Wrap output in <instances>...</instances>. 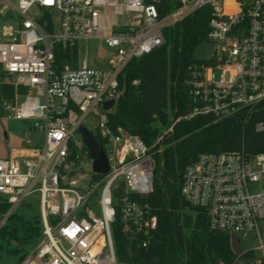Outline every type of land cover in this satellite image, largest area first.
Segmentation results:
<instances>
[{
  "label": "built area",
  "instance_id": "2783aa9c",
  "mask_svg": "<svg viewBox=\"0 0 264 264\" xmlns=\"http://www.w3.org/2000/svg\"><path fill=\"white\" fill-rule=\"evenodd\" d=\"M3 2L0 69L29 92L23 102L16 93L2 109L8 119L34 122L44 132L41 148L15 147L0 159V198L9 206L0 224L32 196L39 200L42 238L23 264H121L111 230L115 206L128 239L147 248L158 219L133 196L153 193L156 158L180 121L219 122L248 111L261 115L255 131L264 133V0H168L164 16V0ZM205 7L211 15L207 42L216 52L187 68L190 110L150 145L122 129L113 132L109 114L124 96V69L164 45L166 28ZM89 42L109 52L103 66L80 59V45ZM59 50L69 53L61 67ZM107 101L115 102L110 110L103 109ZM81 127L103 141L106 174L94 172ZM181 196L211 231L228 238L233 264H244L248 255L247 264H264V152L201 154L181 176ZM251 239L256 246L243 250Z\"/></svg>",
  "mask_w": 264,
  "mask_h": 264
},
{
  "label": "trees",
  "instance_id": "16d2710c",
  "mask_svg": "<svg viewBox=\"0 0 264 264\" xmlns=\"http://www.w3.org/2000/svg\"><path fill=\"white\" fill-rule=\"evenodd\" d=\"M166 15L171 6L168 0ZM211 18L208 7L200 9L184 21L164 30L165 43L140 59H133L120 76L125 89L112 113L110 128L122 129L152 144L172 119L190 110L186 71L197 62L196 50L207 42ZM68 51H57L56 64L61 67L69 61ZM7 75L0 69V116L2 104L12 102L19 87L5 81ZM137 82V84H134ZM261 115L244 111L239 116L213 122L209 117L180 121L169 139L170 146L162 157L163 165L154 175V191L145 197L133 199L150 205L157 216L156 229L147 248L140 241H130L123 231L120 210L112 224L116 258L121 264H233L228 238L211 231L205 216L181 196V176L186 167L203 153L244 152L256 155L264 152V133L255 131ZM101 147L103 141L95 135ZM119 191L115 192V196ZM9 206L0 198V220ZM39 223H40V219ZM41 224V223H40ZM41 232V229H40ZM250 255L244 257V264Z\"/></svg>",
  "mask_w": 264,
  "mask_h": 264
},
{
  "label": "rangeland",
  "instance_id": "374dc122",
  "mask_svg": "<svg viewBox=\"0 0 264 264\" xmlns=\"http://www.w3.org/2000/svg\"><path fill=\"white\" fill-rule=\"evenodd\" d=\"M17 4V0H12ZM6 5L0 0V7ZM22 19V18H20ZM4 24H0L2 28ZM216 52V46L205 43L195 53L198 60H209ZM78 54L80 59L88 57L90 66H103L109 55L107 49L96 42L80 45ZM217 78L219 72H215ZM7 83L13 80L6 77ZM137 84V82H134ZM27 88L19 87V101L23 102L28 94ZM28 144L41 148L44 144V132L34 127V122L17 121L8 119L2 110L0 116V159H8L12 148L27 147ZM157 170L162 166V157L158 156ZM92 207V206H91ZM95 212H99L97 206H93ZM40 205L36 196L28 199L27 203L21 205L4 223L0 224V264H23L27 257L35 250L41 241V224L39 223ZM248 245L241 248L252 249L256 246L255 240H248Z\"/></svg>",
  "mask_w": 264,
  "mask_h": 264
},
{
  "label": "water",
  "instance_id": "95a60500",
  "mask_svg": "<svg viewBox=\"0 0 264 264\" xmlns=\"http://www.w3.org/2000/svg\"><path fill=\"white\" fill-rule=\"evenodd\" d=\"M126 96V92L124 93ZM114 101H107L103 105L104 110H110L114 107ZM83 141L88 149L89 155L93 160V170L97 174H106L109 171V164L105 152L100 148L99 143L93 135L84 127L80 128Z\"/></svg>",
  "mask_w": 264,
  "mask_h": 264
}]
</instances>
